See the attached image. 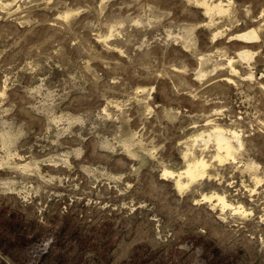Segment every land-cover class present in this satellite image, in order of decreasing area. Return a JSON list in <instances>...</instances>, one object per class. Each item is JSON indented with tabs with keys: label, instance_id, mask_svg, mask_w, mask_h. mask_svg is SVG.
Wrapping results in <instances>:
<instances>
[{
	"label": "rangeland",
	"instance_id": "obj_1",
	"mask_svg": "<svg viewBox=\"0 0 264 264\" xmlns=\"http://www.w3.org/2000/svg\"><path fill=\"white\" fill-rule=\"evenodd\" d=\"M0 264H264V0H0Z\"/></svg>",
	"mask_w": 264,
	"mask_h": 264
},
{
	"label": "bare ground",
	"instance_id": "obj_2",
	"mask_svg": "<svg viewBox=\"0 0 264 264\" xmlns=\"http://www.w3.org/2000/svg\"><path fill=\"white\" fill-rule=\"evenodd\" d=\"M198 2V1H197ZM207 3V2H206ZM222 3V2H221ZM208 4V3H207ZM213 9H217V10H219V11H223V8H222V6L219 4V5H217V6H214V8ZM226 9V8H225ZM207 10L208 11H210V10H212L211 8H210V6H207ZM229 10V9H228ZM206 11V10H205ZM217 13H218V11H216ZM262 12H263V10H262ZM213 13V12H212ZM261 17V16H260ZM259 19V18H258ZM263 22V21H262ZM257 29H259V28H257ZM243 33V32H242ZM241 33V35H239L238 37L239 38H241V40L243 41V40H245V41H258L259 40V35H258V33L253 29V30H248L247 32H245V33H243L242 34ZM236 36V35H235ZM233 37H234V35H233ZM237 37V36H236ZM238 38V39H239ZM232 39V38H231ZM237 39V38H236ZM240 55V54H239ZM241 57L242 58H244L245 59V61H247L248 59H251V58H253L252 57V55L250 54V51H248V52H244L242 55H241ZM252 60V59H251ZM250 60V61H251ZM233 68V67H232ZM251 80H252V78H251ZM220 129H221V127H220ZM218 130V129H217ZM222 130V129H221ZM225 132V131H224ZM224 132H222V131H220V130H218V132L217 133H215V140H216V142H217V145L216 146H218V148H219V150H223V153L224 152H226V156L225 157H232V155H233V153H235V152H233L234 151V146L232 145V140L233 139H235L236 141L235 142H237L238 141V145L239 146H241L242 144H241V140L239 139V135L237 134V133H235V132H230L231 133V136H232V140H231V138H229L228 136H226L225 134H224ZM229 132V131H228ZM209 137V136H208ZM203 138H205V137H203ZM213 140V139H212ZM215 140H214V142H215ZM198 141V140H197ZM204 141V140H203ZM234 141V140H233ZM205 143V142H204ZM234 144V143H233ZM237 148H238V146H236ZM240 148V147H239ZM238 148V149H239ZM219 154V153H218ZM235 156V155H234ZM233 156V157H234ZM224 157V156H223ZM188 158V157H187ZM195 158V157H194ZM219 158H220V160L221 161H223L222 159V157H220L219 156ZM229 160V159H228ZM232 160V159H231ZM221 161H220V163H221ZM192 162H193V160H192ZM206 167H207V163L203 160V159H201V160H199V161H196L195 163H193V164H190L189 166H188V168L186 169V171L184 172V173H182V174H185V175H187L188 176V178H190L191 180H194V179H196V178H198V177H200V176H202V178L204 177L203 175L205 174V170H206ZM207 173V172H206ZM169 174H173V173H169ZM181 174V175H182ZM173 176V175H172ZM189 181V180H188ZM182 183V182H181ZM178 185H180L181 186V184H180V182H178ZM221 201H223V199H220ZM223 203H224V201H223Z\"/></svg>",
	"mask_w": 264,
	"mask_h": 264
}]
</instances>
